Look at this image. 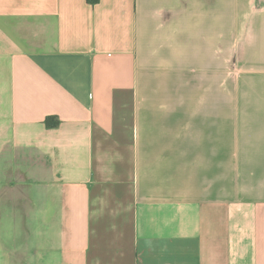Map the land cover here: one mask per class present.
Instances as JSON below:
<instances>
[{
  "label": "crops",
  "instance_id": "0c3cea01",
  "mask_svg": "<svg viewBox=\"0 0 264 264\" xmlns=\"http://www.w3.org/2000/svg\"><path fill=\"white\" fill-rule=\"evenodd\" d=\"M0 264H264V0H0Z\"/></svg>",
  "mask_w": 264,
  "mask_h": 264
},
{
  "label": "trees",
  "instance_id": "16d2710c",
  "mask_svg": "<svg viewBox=\"0 0 264 264\" xmlns=\"http://www.w3.org/2000/svg\"><path fill=\"white\" fill-rule=\"evenodd\" d=\"M52 119V118H51ZM50 123V122H49ZM56 122H54V124H55Z\"/></svg>",
  "mask_w": 264,
  "mask_h": 264
}]
</instances>
